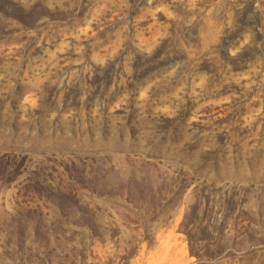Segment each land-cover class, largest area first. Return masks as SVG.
Instances as JSON below:
<instances>
[{
  "label": "rangeland",
  "instance_id": "rangeland-1",
  "mask_svg": "<svg viewBox=\"0 0 264 264\" xmlns=\"http://www.w3.org/2000/svg\"><path fill=\"white\" fill-rule=\"evenodd\" d=\"M0 264H264V0H0Z\"/></svg>",
  "mask_w": 264,
  "mask_h": 264
}]
</instances>
